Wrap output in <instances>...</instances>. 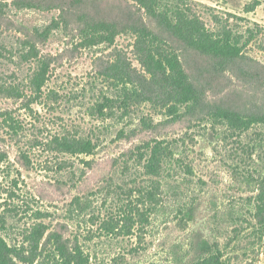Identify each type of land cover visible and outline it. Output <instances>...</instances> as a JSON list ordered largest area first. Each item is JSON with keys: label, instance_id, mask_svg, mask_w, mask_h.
Masks as SVG:
<instances>
[{"label": "rangeland", "instance_id": "rangeland-1", "mask_svg": "<svg viewBox=\"0 0 264 264\" xmlns=\"http://www.w3.org/2000/svg\"><path fill=\"white\" fill-rule=\"evenodd\" d=\"M12 1L0 0V90L13 92L0 93V113L12 118L0 117V237L12 264H62L60 244L88 264H194L213 254L223 264H264L252 201L264 186V123L216 116H264V0L185 1L211 32L249 40L232 61L171 37L133 0H34L40 9ZM99 22L115 26L112 43L93 29ZM138 23L175 51L196 105L174 110L154 92L131 99L134 87L110 77L122 60L149 79L135 52ZM42 61L48 75L37 96L30 82ZM60 139L90 142L91 152L67 153ZM156 144L168 157L151 175Z\"/></svg>", "mask_w": 264, "mask_h": 264}, {"label": "trees", "instance_id": "trees-1", "mask_svg": "<svg viewBox=\"0 0 264 264\" xmlns=\"http://www.w3.org/2000/svg\"><path fill=\"white\" fill-rule=\"evenodd\" d=\"M141 8H143L147 14L155 19L164 31H166L171 37L182 42L186 46L215 59L232 61L240 56L246 43L241 45V36L232 34L231 31L225 30L223 32L214 33L208 30L202 21L191 13L190 9L186 8L185 1L187 0H133ZM184 4V5H183ZM11 5H15L19 9H40L41 3H37L34 0H13ZM258 5V4H257ZM257 5H253L248 8L247 12L254 11ZM184 6V7H183ZM3 11L0 7V15ZM0 16V17H1ZM80 21L93 19L85 15L79 17ZM112 24L99 22L93 25V29L98 30L99 33L106 32L104 37L105 41L110 43L114 39V28ZM134 32L136 33L135 52L139 58L141 65L145 68L149 79H142L137 72L130 66L126 65L122 60L113 64L110 69V77L117 80L118 83L123 84L124 87L132 85L133 92L130 94V98L136 97L137 100L146 99L150 92L162 94L166 104H172V108L176 110L178 105H196L198 103V95L193 85L188 81L186 73L175 54V51L170 48L165 42H163L159 36L147 28L144 24L138 23L134 26ZM41 37L45 34L41 33ZM23 47L26 52H33V58H38L36 45L31 41H25ZM48 75V65L45 61L40 63V66L33 74L31 79V89L37 96L41 95L42 88L46 83ZM142 81L147 85L142 86L143 93L137 91L135 85L142 84ZM0 93H6L13 95L12 90H0ZM6 116V117H5ZM219 119H229L230 121L242 122L243 125H251L254 123H264V116L253 117L247 120H243L235 114H225V112H217L216 115ZM0 117H3V121H12L7 114L0 113ZM13 133H17V126L7 124ZM57 145L62 150L70 154H89L92 146L90 142H83L81 140H57ZM168 157V153L165 148L159 145H155L151 149V155L148 160L147 168L151 175H157L160 169V165L164 158ZM4 159V156H0V161ZM17 186V185H16ZM155 197L152 193L151 199ZM253 204L255 208L256 217L259 222L264 224V186L260 188L259 193L253 198ZM7 206V205H6ZM5 211H12L7 209ZM147 213H151L152 207H148L145 210ZM35 214H42L37 211ZM136 214H146L140 211H136ZM45 226L39 225L32 235V241L35 243L33 249L36 250L38 241L43 235ZM59 240V238H57ZM59 256L62 258V264H88V260L85 259L78 251L76 254H69L65 247L60 244L58 246ZM12 253V250L7 246L5 241L0 237V264H12V261L8 259L6 254ZM194 264H223L220 256L213 254L206 257Z\"/></svg>", "mask_w": 264, "mask_h": 264}]
</instances>
